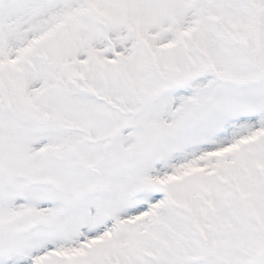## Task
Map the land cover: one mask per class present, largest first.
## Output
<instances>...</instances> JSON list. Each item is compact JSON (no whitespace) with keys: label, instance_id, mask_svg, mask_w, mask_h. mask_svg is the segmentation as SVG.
<instances>
[{"label":"snow or ice","instance_id":"obj_1","mask_svg":"<svg viewBox=\"0 0 264 264\" xmlns=\"http://www.w3.org/2000/svg\"><path fill=\"white\" fill-rule=\"evenodd\" d=\"M0 264H264V0H0Z\"/></svg>","mask_w":264,"mask_h":264}]
</instances>
